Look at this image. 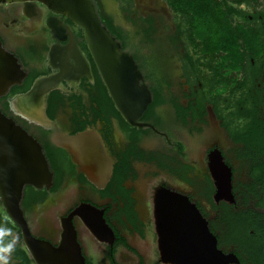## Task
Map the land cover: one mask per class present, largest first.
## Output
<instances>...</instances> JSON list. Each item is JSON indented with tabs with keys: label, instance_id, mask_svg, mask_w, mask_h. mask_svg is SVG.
Returning <instances> with one entry per match:
<instances>
[{
	"label": "flooded vegetation",
	"instance_id": "af4514ba",
	"mask_svg": "<svg viewBox=\"0 0 264 264\" xmlns=\"http://www.w3.org/2000/svg\"><path fill=\"white\" fill-rule=\"evenodd\" d=\"M95 1L151 93L143 126L116 110L81 28L39 3L0 4V40L26 73L0 109L37 140L53 173L48 191L24 189L33 237L57 248L71 215L85 264H164L153 199L165 189L196 206L224 254L264 264V0H109L113 9ZM49 18L67 25L73 42L69 33L56 39ZM50 75L61 84L46 97L44 127L9 100L26 92L10 94L15 87ZM86 132L106 151L105 182L91 181L60 145ZM219 156L231 172L232 202L214 197ZM3 212L0 202V264H36ZM80 215L100 218L112 237L100 242Z\"/></svg>",
	"mask_w": 264,
	"mask_h": 264
},
{
	"label": "water",
	"instance_id": "95a60500",
	"mask_svg": "<svg viewBox=\"0 0 264 264\" xmlns=\"http://www.w3.org/2000/svg\"><path fill=\"white\" fill-rule=\"evenodd\" d=\"M12 3L42 4L51 13L64 16L81 28L91 60L116 110L131 126H143L138 121L152 101L151 93L143 84V76L133 57L102 21L95 0H0V4ZM47 27L56 39L65 40L64 36H59L69 33L73 42L70 28L58 19L49 18ZM85 67L89 70L86 62ZM25 77L18 59L3 47L0 40V99L6 97L12 87L20 86ZM60 84L58 75L38 77L25 93L9 100L11 108L21 117L50 127L45 113L46 97ZM60 143L91 181L109 179L111 167L97 136L86 132L63 137ZM212 165L215 200L232 202L230 170L220 156ZM52 184L53 173L41 145L0 109V202L8 220L19 229L22 242L36 264H85L71 215L62 222L63 233L57 248L33 237L24 217L21 203L25 187L48 191ZM153 216L162 263L238 264L233 254L226 255L218 249L206 220L186 197L165 189L156 191ZM81 217L100 242L112 237V231L100 218Z\"/></svg>",
	"mask_w": 264,
	"mask_h": 264
},
{
	"label": "trees",
	"instance_id": "16d2710c",
	"mask_svg": "<svg viewBox=\"0 0 264 264\" xmlns=\"http://www.w3.org/2000/svg\"><path fill=\"white\" fill-rule=\"evenodd\" d=\"M202 6H205V2L202 3ZM103 21H104V23L107 24L108 28L113 32V29L111 28V26H110L105 20H103ZM29 85H30V83L25 82L24 85H23L22 87H19V88H18V87H15V88L11 91L10 94L18 93L19 91H20V92H25V91L28 90ZM3 213H4V212H3ZM3 215H4V214H3ZM1 220H2L5 224H7V226H9L10 223L6 221L5 217H2ZM16 232H17V234H19V230H18V229H16Z\"/></svg>",
	"mask_w": 264,
	"mask_h": 264
},
{
	"label": "rangeland",
	"instance_id": "374dc122",
	"mask_svg": "<svg viewBox=\"0 0 264 264\" xmlns=\"http://www.w3.org/2000/svg\"><path fill=\"white\" fill-rule=\"evenodd\" d=\"M104 3L108 9H113V5L109 0H104Z\"/></svg>",
	"mask_w": 264,
	"mask_h": 264
},
{
	"label": "clouds",
	"instance_id": "9594fccd",
	"mask_svg": "<svg viewBox=\"0 0 264 264\" xmlns=\"http://www.w3.org/2000/svg\"><path fill=\"white\" fill-rule=\"evenodd\" d=\"M0 259H2V258H0ZM3 264H7V261H6V260H4Z\"/></svg>",
	"mask_w": 264,
	"mask_h": 264
}]
</instances>
